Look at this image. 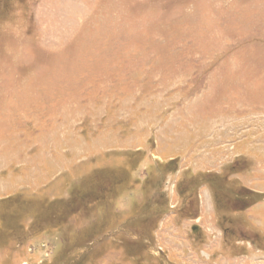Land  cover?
I'll list each match as a JSON object with an SVG mask.
<instances>
[{"label":"rangeland","instance_id":"rangeland-1","mask_svg":"<svg viewBox=\"0 0 264 264\" xmlns=\"http://www.w3.org/2000/svg\"><path fill=\"white\" fill-rule=\"evenodd\" d=\"M65 234L63 264H264V0H0V264Z\"/></svg>","mask_w":264,"mask_h":264},{"label":"trees","instance_id":"trees-1","mask_svg":"<svg viewBox=\"0 0 264 264\" xmlns=\"http://www.w3.org/2000/svg\"><path fill=\"white\" fill-rule=\"evenodd\" d=\"M75 192V194H79V193H76V190L74 191ZM103 200H105L104 199V195H103V199L102 200H100V201H102V203L104 202ZM81 201H82V203H81V207L82 208H86V204L84 203L85 202V200H84V198H82L81 199ZM96 201V200H95ZM100 201H97V202H100ZM248 202V201H247ZM248 203H251L249 206H252V205H254V204H256L257 202H256V200L255 201H253L252 200V198H251V202H248ZM92 208L93 207V204H90L89 206H88V208ZM87 208V209H88ZM249 207L247 206L246 207V209H248ZM90 210L91 209H89V211L88 210H84L85 212H87V215H86V219H87V217H88V215H89V213H90ZM69 212H70V210H68ZM66 212H64V211H62L61 212V215L63 216V218L65 219L66 217H67V215L65 214ZM39 219V218H38ZM43 228V227H42ZM40 229H41V227H40ZM39 229V231H46V230H49V229H46V230H43V229H41L40 230ZM39 233V232H38ZM65 238H66V234H65V236H64V239L62 238V242H61V245H63V246H61V249L59 250V252L56 254V256H55V258H54V260H53V262L52 263H50V264H63V260L68 256V255H70L71 253H72V251L77 247V246H79L80 245V243H79V245L77 244V242H75L74 244H72L73 245V247H71V243L73 242L72 240H73V238H69V236H67V239H66V241H65ZM75 239V238H74ZM77 240L79 239V238H76ZM65 242V243H64ZM89 242V241H88ZM89 243H91V241L89 242ZM77 244V245H76ZM76 247H75V246Z\"/></svg>","mask_w":264,"mask_h":264},{"label":"water","instance_id":"water-1","mask_svg":"<svg viewBox=\"0 0 264 264\" xmlns=\"http://www.w3.org/2000/svg\"><path fill=\"white\" fill-rule=\"evenodd\" d=\"M197 230H198V227L195 226V227L193 228V232H197Z\"/></svg>","mask_w":264,"mask_h":264}]
</instances>
